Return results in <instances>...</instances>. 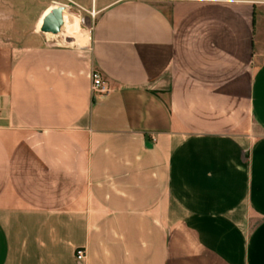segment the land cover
Instances as JSON below:
<instances>
[{"label":"crops","instance_id":"1","mask_svg":"<svg viewBox=\"0 0 264 264\" xmlns=\"http://www.w3.org/2000/svg\"><path fill=\"white\" fill-rule=\"evenodd\" d=\"M70 2L0 0V264H264V0Z\"/></svg>","mask_w":264,"mask_h":264},{"label":"bare ground","instance_id":"2","mask_svg":"<svg viewBox=\"0 0 264 264\" xmlns=\"http://www.w3.org/2000/svg\"><path fill=\"white\" fill-rule=\"evenodd\" d=\"M62 7L63 26L61 30L69 31L68 43L71 44V42H74L75 44H85L87 39L85 37H82V31L79 29L80 27L78 28L75 24V17L71 14H67L68 8L65 4H63Z\"/></svg>","mask_w":264,"mask_h":264},{"label":"water","instance_id":"3","mask_svg":"<svg viewBox=\"0 0 264 264\" xmlns=\"http://www.w3.org/2000/svg\"><path fill=\"white\" fill-rule=\"evenodd\" d=\"M63 7L57 5L54 9L50 10L43 18L41 30L58 34L63 26Z\"/></svg>","mask_w":264,"mask_h":264},{"label":"built area","instance_id":"4","mask_svg":"<svg viewBox=\"0 0 264 264\" xmlns=\"http://www.w3.org/2000/svg\"><path fill=\"white\" fill-rule=\"evenodd\" d=\"M91 91L93 94H104L109 91V87L105 80H103L101 73L97 69H92L91 73ZM85 257V249L77 247L75 249V258L81 260Z\"/></svg>","mask_w":264,"mask_h":264},{"label":"rangeland","instance_id":"5","mask_svg":"<svg viewBox=\"0 0 264 264\" xmlns=\"http://www.w3.org/2000/svg\"><path fill=\"white\" fill-rule=\"evenodd\" d=\"M109 1H114V0H109ZM60 3L61 4H59V5L62 6L63 4L69 5V3H71V2H70V0H60ZM70 10L73 11V12L76 11L74 5H73L72 8H70ZM71 11H69V13H72ZM97 13H98V10L94 9L93 7H91L89 12H87L84 15L80 16V18H79L80 27L83 28L84 31L88 32V34L91 31V28H92V25H93L94 19L96 18ZM63 34L66 37V42H68V40H69V38H68L69 37V31L65 30V31H63ZM72 44L75 45L74 42ZM77 45H82V44H77ZM74 254H75V252H74Z\"/></svg>","mask_w":264,"mask_h":264}]
</instances>
